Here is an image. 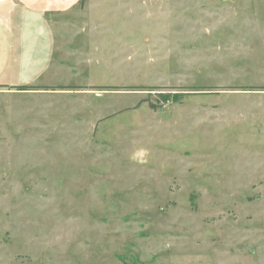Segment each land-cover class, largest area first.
I'll return each instance as SVG.
<instances>
[{
	"label": "rangeland",
	"instance_id": "rangeland-1",
	"mask_svg": "<svg viewBox=\"0 0 264 264\" xmlns=\"http://www.w3.org/2000/svg\"><path fill=\"white\" fill-rule=\"evenodd\" d=\"M85 6L56 91L0 88V264H264V0Z\"/></svg>",
	"mask_w": 264,
	"mask_h": 264
},
{
	"label": "crops",
	"instance_id": "crops-1",
	"mask_svg": "<svg viewBox=\"0 0 264 264\" xmlns=\"http://www.w3.org/2000/svg\"><path fill=\"white\" fill-rule=\"evenodd\" d=\"M88 1L0 0V88L56 91L70 59L86 57L107 26L91 21Z\"/></svg>",
	"mask_w": 264,
	"mask_h": 264
},
{
	"label": "trees",
	"instance_id": "trees-1",
	"mask_svg": "<svg viewBox=\"0 0 264 264\" xmlns=\"http://www.w3.org/2000/svg\"><path fill=\"white\" fill-rule=\"evenodd\" d=\"M25 88L26 87H21V89H25ZM165 99H167L166 96H165ZM165 101H168V100H165ZM150 106L153 107V108H156L157 105L155 103H153V102H150Z\"/></svg>",
	"mask_w": 264,
	"mask_h": 264
}]
</instances>
